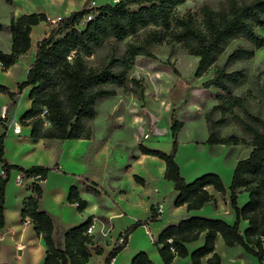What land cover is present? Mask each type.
Masks as SVG:
<instances>
[{"label": "trees", "instance_id": "1", "mask_svg": "<svg viewBox=\"0 0 264 264\" xmlns=\"http://www.w3.org/2000/svg\"><path fill=\"white\" fill-rule=\"evenodd\" d=\"M5 1L11 3V0ZM186 1L118 0L91 8L83 6L55 22L44 12L12 16L8 25L10 50L6 52L0 48L2 71H7L30 49L34 26L45 22L50 29L36 42L35 55L25 79L16 83L15 91L0 83V93L7 94L11 99L10 104H13L15 97L30 87V106L20 118L22 125L30 127V137L90 139L92 131L86 121L94 118L97 100L114 95L116 87L130 85L132 89L139 83L129 76L135 58L154 57L152 49L156 44H181L189 54L198 58L195 77L202 76L214 67L213 76L203 83L204 88L219 90V102L213 108L220 110L222 115L230 112L234 106L242 108L244 112V116H235L243 131L249 134V139L236 135L218 136L214 128L225 119L221 117L213 121L207 113L204 116L208 131L205 143H245L251 150L245 158L237 161L229 185V203L235 212L234 223L229 224L219 218L189 216L166 225L153 239V243L163 264H171L178 257H189L191 264H202V258L207 255L205 264H221V257L215 251V239L220 235L227 247L239 245L264 264V118L246 110L244 98L232 92V88L244 79L243 71L226 69L227 64L254 57L255 51L264 46V36L258 32L264 27V0H223L217 10L202 3L196 10L181 12L178 7ZM234 39L244 40L249 46L236 45L218 64V57L225 52L229 41ZM125 40L124 51L118 54L115 44ZM105 45H110V49L100 55L99 50ZM182 124L172 110L169 130L173 140L168 153L143 146L139 149L143 154L164 161V178L172 182L177 192L173 204L186 205L187 210L199 209L214 200L207 186L220 195H225L226 189L220 176L213 172L205 173L191 182L181 176L175 154L176 135ZM6 131L4 120L0 119V229L5 223V186L10 172L17 170L28 177L39 174L32 183V193L24 201L21 217L29 218L36 233L43 239L46 246L43 264L87 263L93 254L102 252L93 239L94 235L86 232L91 217L66 229L63 232L64 246L61 247L55 235L52 216L39 207L43 194L39 182L46 178L52 168L33 165L25 169L18 164L8 163L4 158ZM241 192H247L249 199L242 207H238L237 194ZM67 199L69 203H75L79 211L87 206L75 186L70 187ZM151 210L150 219H154L157 213L153 208ZM240 220L248 222L243 232L239 229ZM146 223L147 220H137L123 230L104 264H112L127 245L131 233ZM201 235L202 244L189 250L187 245L196 242ZM130 264L155 263L145 251H139L132 257Z\"/></svg>", "mask_w": 264, "mask_h": 264}, {"label": "crops", "instance_id": "2", "mask_svg": "<svg viewBox=\"0 0 264 264\" xmlns=\"http://www.w3.org/2000/svg\"><path fill=\"white\" fill-rule=\"evenodd\" d=\"M96 1L97 6L114 2L113 0ZM84 2L85 0H46V7L33 12H44L53 21L52 17L64 18L72 11L80 10L83 8ZM19 12L15 16L27 13ZM46 27L48 26L46 25ZM36 42L33 47H30L33 49V58ZM10 44L11 36L8 50H10ZM20 81L10 84L0 78V83L8 86L11 91L16 90V83ZM29 89L30 87H26L20 95L15 97L16 104L14 105L10 104L11 99L7 94L0 93V107L8 105L10 108L9 116L14 118L16 122H19L18 117L30 106ZM23 95L26 96V100L24 104H21L20 97ZM114 95L97 100L95 115L98 101ZM93 119L86 121L90 128L88 122ZM182 123L177 135L184 128V121ZM91 131L92 137L90 139H34L30 137V127L22 125L20 134L14 133L12 127L7 129L4 142V158L8 163L18 164L25 169L33 165L52 168L47 173L46 178L39 182L43 190L39 207L52 216L55 235L59 239L61 247L64 246L63 232L91 217V222L94 224L93 239L102 248V252L93 254L85 264H104L107 254L118 240L120 233L137 220H147V223L139 226L131 233L127 245L113 259L112 264H130L132 257L139 251H145L155 264H163L153 239L166 225L177 223L186 217L219 218L229 224L234 223L235 212L229 203V185L237 161L246 157L237 159V146L240 144H207L205 143L207 134L201 147L192 145L194 142L197 143L196 140H186V143L182 142L177 146L175 162L179 166L181 176L187 182H191L200 174H204L202 168L196 166V161L192 159L193 156L188 153H197L196 149L200 148L202 153L209 155L218 163V166L216 165L217 167L210 171L220 175L226 189L225 195H220L211 186H207L206 189L214 196V200L205 203L199 209L187 210L186 205L175 206L173 204L177 192L173 189L172 182L164 178V161L162 159L143 154L139 149V153L134 155V159L127 160L128 168L123 173V177H113L108 165L113 151L111 138L108 136L97 140L96 130L91 128ZM166 134L171 135L169 127ZM149 149L168 153L171 147L161 149L160 145L157 144L150 146ZM126 159L123 157V160L126 161ZM152 164L160 166V175L156 178L154 187H151V180L144 175L147 172L146 168ZM146 165L147 167H145ZM54 166L57 169H53ZM148 172L151 176L153 175L152 169L149 168ZM19 173L17 170H12L5 186V223L0 229V264H43L46 253L43 239L36 233L33 224L25 222L21 217L24 201L32 193L31 187L34 179L32 176L28 177L23 174L21 184H18L15 179ZM71 186H75L80 197L87 202V206L82 211H79L76 204L69 203L67 199ZM248 199L247 192L238 193L237 206L242 207ZM158 204L162 206V212H157ZM151 208L157 213V217L154 219H150ZM247 226L246 220H240L239 229L241 232ZM202 242L203 235L196 242L187 246L189 250H192L201 245ZM219 246L224 249H237V264H261L255 256L247 253L241 246L227 247L222 237L217 235L215 251L221 257V264L225 263L221 251L218 249ZM207 257L208 255L202 258V264H205ZM242 258L246 261L242 262ZM171 264H191V262L189 257H178Z\"/></svg>", "mask_w": 264, "mask_h": 264}, {"label": "rangeland", "instance_id": "3", "mask_svg": "<svg viewBox=\"0 0 264 264\" xmlns=\"http://www.w3.org/2000/svg\"><path fill=\"white\" fill-rule=\"evenodd\" d=\"M91 1H95V5L98 4L96 0H85L83 6ZM221 1L223 0H188L180 5L178 10L181 12L187 9L196 10L202 3H207L217 10ZM42 7H46V0H11V3L0 0V22L3 25V29L0 31V48L3 51H9L8 25L10 18L19 11L28 13L38 11ZM52 19L53 21L57 20L55 17ZM83 26L84 22L81 23V27ZM48 29L44 22L32 28V47L36 40L47 34ZM258 32L264 36V27L258 29ZM125 44L126 40L115 44L118 54L124 51ZM236 45L249 46L241 39L229 41L225 52L218 57L217 63L221 64L226 53ZM109 49L110 45H105L99 50V54L104 55ZM263 50L264 47L260 51L256 50L254 57L250 59L226 65L227 70L241 69L243 71L244 79L232 88V92L234 95L244 98L246 110L261 118H264ZM152 51L154 57L138 56L134 60L129 76L138 80L139 83L132 88L133 91H130L132 90L130 85L125 88L116 87L114 96L98 101L96 115L92 121L88 122L91 128L96 130L97 140L108 136L111 138L113 151L108 165L111 175L116 178L123 177V173L128 168L127 160L135 158L134 155L139 153L140 146L149 148L158 144L161 149L171 147L172 138L166 132L170 124L169 116L172 110L175 112L176 119L180 118L182 122L184 121L183 130L179 135H176L177 146L182 142L186 143V140H196L197 143L199 141L198 144L194 142L192 145L202 146V141L208 134L204 120L207 113L213 121L221 117L225 119L223 123L217 124L214 128L218 136L236 135L246 140L249 139V134L243 131L235 116H244L242 108L234 106L230 112L224 115L220 110L213 108L219 102L217 98L219 90L214 87L204 88L203 83L213 76L214 67L208 69L202 76L195 77L194 72L198 58L189 54L179 43L156 44ZM32 54L33 49H29L7 71L0 69V78L10 84L22 81L29 63L33 60ZM20 99L21 104H24L26 96L23 95ZM14 104L16 101L12 105ZM9 113L10 108H7V117L10 115ZM20 118L21 115L18 117L19 122ZM20 123L22 124V122ZM157 130L158 132H156ZM145 133L150 134V139L147 141L142 140V135ZM250 150L251 147L240 143L237 146V159L247 156ZM196 151L197 153L188 152L196 161V166L202 168L204 174L213 172L210 170L217 167L218 163L209 155L202 153L200 148H197ZM123 157L127 158L126 161L123 160ZM149 168L152 169V176L148 174ZM149 168H146L148 175L146 173L144 175L151 180V187H154V182L160 175V166L152 164ZM201 175L203 174L199 176ZM218 249L221 251L225 264H237V249H224L222 246H219ZM243 261L246 259L242 258Z\"/></svg>", "mask_w": 264, "mask_h": 264}, {"label": "built area", "instance_id": "4", "mask_svg": "<svg viewBox=\"0 0 264 264\" xmlns=\"http://www.w3.org/2000/svg\"><path fill=\"white\" fill-rule=\"evenodd\" d=\"M113 1L116 2L118 0H113ZM94 6H97V5H95V1H91V2H89L85 6V8H91V7H94ZM88 18H90V15L88 16ZM58 19H60V18H58ZM0 119H3L4 120V125L7 127V129H9L10 127H12L14 133H16V134H20L21 133V129H22L21 123L16 122L14 120V118H12V117H9V116L7 117L6 116V106H1V109H0ZM149 139H150V134L145 133V134L142 135V140L147 141ZM23 174L24 173H21V172L18 174V176L15 179L16 180V183L21 184L22 175ZM37 177H39V174H36V175L32 176L33 179L34 178H37ZM156 210H157V212H162L163 208H162V206L160 204H158ZM23 220L25 222H31V220L29 218H25ZM86 232L88 234H90V235H93L94 234V224H93V222H91L89 224V226L87 227Z\"/></svg>", "mask_w": 264, "mask_h": 264}, {"label": "bare ground", "instance_id": "5", "mask_svg": "<svg viewBox=\"0 0 264 264\" xmlns=\"http://www.w3.org/2000/svg\"><path fill=\"white\" fill-rule=\"evenodd\" d=\"M65 1H66V0H65ZM70 3H71V2H70ZM28 4H29V3H28ZM19 13H20V12H19ZM263 47H264V46H263ZM263 47H262V48H263ZM262 48L258 49L257 51H260ZM263 51H264V50H263ZM166 109H167V108H166ZM156 132H158V130H157Z\"/></svg>", "mask_w": 264, "mask_h": 264}]
</instances>
